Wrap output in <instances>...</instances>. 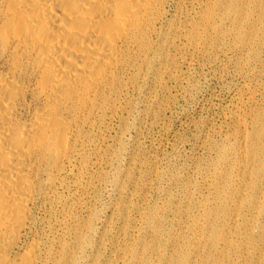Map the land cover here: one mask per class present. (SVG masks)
I'll return each mask as SVG.
<instances>
[{"label": "rangeland", "instance_id": "374dc122", "mask_svg": "<svg viewBox=\"0 0 264 264\" xmlns=\"http://www.w3.org/2000/svg\"><path fill=\"white\" fill-rule=\"evenodd\" d=\"M168 18L182 29L157 40L162 63L143 68L119 100L120 110L108 112L80 144L72 184L61 190L64 216L61 204L34 207L30 237L56 240L54 258L60 253L61 264H175L174 252L194 245L201 247L198 264L215 262L219 252L207 242L201 212L205 196L230 177L241 198L251 195L236 167L249 159L245 142L222 135L239 128L238 102L246 94L252 95L246 134L251 137L253 122L264 121V30H253L248 16L224 12L221 0H173ZM193 25L204 30V39L190 49L180 34ZM173 37L180 38L176 46L165 43ZM164 70L172 72L163 76ZM261 129L263 124L255 131L264 147ZM262 150L251 185L264 207L262 173L255 181L264 171ZM227 208L228 214L234 205ZM247 218L253 225L240 218L233 243L252 256L264 248V219ZM261 255L264 264V250ZM245 258L242 264L258 261Z\"/></svg>", "mask_w": 264, "mask_h": 264}, {"label": "bare ground", "instance_id": "6f19581e", "mask_svg": "<svg viewBox=\"0 0 264 264\" xmlns=\"http://www.w3.org/2000/svg\"><path fill=\"white\" fill-rule=\"evenodd\" d=\"M172 1L0 0V264H61L60 253L54 258L56 240L30 237L34 207L61 204L64 216L67 200L61 190L72 184L69 176L87 133L96 130L108 112L120 110L119 100L137 83L143 68L153 61L162 63L157 40L167 32L181 33L168 18ZM221 2L224 12L248 16L253 30H264V0ZM180 35L190 49L196 48L204 30L193 25ZM179 39L167 38L165 43L176 46ZM239 42L245 44L241 37ZM251 101V94L239 100V128L222 135L225 141L245 142L249 159L238 160L236 167L251 195L241 198L230 177L205 196L208 203L201 212L209 229L207 242L219 252L209 264H242L245 255L258 258L250 264H259L264 250L251 256V250L246 253L233 243L240 218L247 227L253 222L247 218L250 213L264 219L257 186L251 185L257 156L264 149L255 130L264 127V121L253 122L251 137L246 134L251 115L245 109ZM256 173L258 184L264 171ZM231 203L234 209L227 214L229 208L224 207ZM200 252L194 245L171 258L175 264H198Z\"/></svg>", "mask_w": 264, "mask_h": 264}]
</instances>
